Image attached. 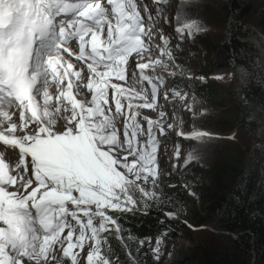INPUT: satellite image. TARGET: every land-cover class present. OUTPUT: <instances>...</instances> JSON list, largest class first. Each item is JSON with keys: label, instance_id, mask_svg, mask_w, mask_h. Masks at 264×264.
<instances>
[{"label": "snow or ice", "instance_id": "obj_1", "mask_svg": "<svg viewBox=\"0 0 264 264\" xmlns=\"http://www.w3.org/2000/svg\"><path fill=\"white\" fill-rule=\"evenodd\" d=\"M155 7L157 17L144 5L145 17L136 0H0V264H81L74 250L83 252L86 240L94 241L86 264H110L101 255L100 233L116 220L105 209L132 211L140 200L157 195L137 181L155 186L154 128L161 135L165 129L145 116L147 141L141 143L137 137L145 130L136 119L140 113L132 111H155L163 86L159 73L146 72H155L161 60L149 54L143 62L145 53L155 45L171 59L167 38L160 37L165 47L153 39L154 27L162 31L157 18L163 0ZM185 29L191 33L197 25L178 26L181 39ZM133 53L139 77L127 73ZM113 79L130 82L124 87ZM143 81L150 94L137 90ZM163 98L169 99L167 92ZM136 99L143 102L133 104ZM204 135L193 131L188 138Z\"/></svg>", "mask_w": 264, "mask_h": 264}, {"label": "rangeland", "instance_id": "obj_2", "mask_svg": "<svg viewBox=\"0 0 264 264\" xmlns=\"http://www.w3.org/2000/svg\"><path fill=\"white\" fill-rule=\"evenodd\" d=\"M230 1L163 0V8L157 18L158 28L162 31L154 27L153 39L155 44L165 47L160 37L167 38L166 49L171 52V59L161 55L160 48L155 45L151 47L150 53H145V57L150 54L153 60H161V64L154 66L155 72L151 68L146 72L151 75L159 73L163 78V86L158 90L155 111L132 110L140 113L136 119L145 130V134L140 136L141 143L147 141L145 116L153 121L159 120L165 129L161 135L159 129L154 128L155 138L159 141L155 153V186L150 182L137 181L157 195L140 200L132 211H105L125 215L130 213L127 216L134 218L137 223L155 217L160 224L163 221L162 224L168 223L173 227L166 228L159 235L147 222L142 223L147 233L138 244L133 242L132 234H127L117 221L116 224H109V230L100 233V251L110 264H204L206 252L212 255L226 253L242 263L264 264L263 256L256 249L255 239L245 237L244 241L250 244V248L238 250L234 241L241 239V236L229 235L213 226L221 218L222 206L212 209L206 205L203 207L197 194L203 186L212 187L221 196L230 193L235 183L222 175L224 167L234 161L241 163L242 160L248 167L252 159L264 153V128L255 130L253 127L262 116L257 115L258 110H246L243 117L239 109L244 103L240 89L245 82L246 72L230 63L221 49V44L230 40L232 30L237 31L234 18L230 15L226 17L222 10ZM154 2L151 13L157 17ZM237 3L238 13L247 7L252 9L245 16L243 28L255 36L241 39L250 40L255 45L260 54L259 66L264 71V31L257 26L264 17V0H238ZM193 21L198 30L193 29L189 33L185 29L181 39L176 28ZM131 62L128 74L131 76L136 71L139 77L135 63ZM143 62H147V59ZM146 82L136 87L137 90L143 87L150 94L151 86ZM113 83L118 84L115 79ZM128 83L119 82L124 87ZM202 84L211 86L214 96L209 97L211 94L201 87ZM165 92L169 96L167 101L163 98ZM123 100L124 109H127L128 101ZM142 102L136 99L133 104ZM111 108L115 110V106L111 105ZM161 111L166 113L163 118L159 116ZM116 122L121 129L120 139L123 140V119L119 118V124ZM174 128L184 135H178L173 131ZM193 131L207 135L199 139L188 138ZM190 155L193 158L188 160ZM151 179L149 177V181ZM135 195L140 194L137 192ZM167 213L174 215L169 217ZM98 222L99 217L94 220V224ZM157 240L160 241L159 252L155 250ZM93 244L94 241H85L84 257L78 256L81 264H86V253Z\"/></svg>", "mask_w": 264, "mask_h": 264}, {"label": "trees", "instance_id": "obj_3", "mask_svg": "<svg viewBox=\"0 0 264 264\" xmlns=\"http://www.w3.org/2000/svg\"><path fill=\"white\" fill-rule=\"evenodd\" d=\"M237 2L238 0H231L229 5L222 8L226 17L230 15L234 18L237 31L232 30L230 40L222 43L221 49L230 63L246 72L245 82L240 89L244 103L239 109L242 110L243 117H245L246 110H258L257 115L262 118L255 121L253 127L255 130H259L260 127L264 128V71L259 66L260 54L255 45L250 40L241 39L255 36L243 28L245 16L252 9L247 7L238 13ZM257 26L264 31V17L257 23ZM201 87L207 89V92L211 94L209 97L214 96L211 86L202 84ZM221 133L227 135L226 132ZM239 162L234 161L233 164L226 165L222 172V175L228 180L231 182L234 180V188L230 193L221 196L220 192L212 187L203 186L198 189L197 194L203 207L206 205L208 209H212L222 206L221 218L213 226L229 235L241 236V239L234 241L238 250L249 249L250 244L244 241V238L252 237L255 239L256 249L264 258V153L252 159L248 167L243 164V160L241 163ZM106 213L112 216L127 234L131 233L133 242H138V244L147 233V229L142 228V223L146 224L145 222H147L148 225L156 229L159 235L164 233L166 228L173 227L168 223L160 224L155 217H149L145 221L137 223L134 218L127 216L130 213L126 215L121 212L107 211ZM205 255L204 264H248L242 263L237 258H231L226 253L212 255L206 252Z\"/></svg>", "mask_w": 264, "mask_h": 264}, {"label": "bare ground", "instance_id": "obj_4", "mask_svg": "<svg viewBox=\"0 0 264 264\" xmlns=\"http://www.w3.org/2000/svg\"><path fill=\"white\" fill-rule=\"evenodd\" d=\"M137 2V4L139 3V5L141 4V2H139L138 0L136 1ZM152 3H153V0H150L149 2H148V6H149V11L151 12V9H152ZM154 3H156V0H155V2ZM143 9V8H142ZM143 12H144V10H143ZM144 14H145V16H147V13H145L144 12ZM154 34H155V32H154ZM145 59H147V57H145ZM131 61H133L134 63H137L138 62V60H137V56L135 57L134 56V58H132L131 59ZM135 65V64H134ZM131 67H132V65H131ZM85 71H87V69H85ZM129 72V71H128ZM130 75V74H129ZM122 83V82H121ZM86 91V90H85ZM109 92V91H108ZM54 94V93H53ZM90 95L91 94H89V98H90ZM81 98V97H80ZM113 110V109H112ZM117 121H118V124H119V118H117ZM0 147H2V145H0ZM133 158V157H132ZM132 159H131V156H129V161H131ZM85 250H86V248H84ZM84 250V251H85ZM88 250V249H87ZM82 257H84V255L82 254ZM51 264H55V262L54 261H52L51 262Z\"/></svg>", "mask_w": 264, "mask_h": 264}, {"label": "clouds", "instance_id": "obj_5", "mask_svg": "<svg viewBox=\"0 0 264 264\" xmlns=\"http://www.w3.org/2000/svg\"><path fill=\"white\" fill-rule=\"evenodd\" d=\"M144 16H145V15H144ZM145 17H146V16H145ZM130 64L132 65L131 62H130ZM129 67H130V65H129ZM129 67H128V69H127V73H128V71H129V69H130ZM128 76L131 77L129 74H128ZM126 81H128V80H126ZM119 82H120V81H119ZM119 82H118V84H119ZM129 82H130V81H129ZM146 83H147V82H146ZM119 85H120V84H119ZM146 86H147V85H146ZM123 102H124V100H122V103H123ZM110 106H111V104H110ZM112 109H113V108H112ZM114 111H115V110H114ZM114 111H113V112H114ZM123 111H124L125 114H127V115H130V114H131V113H129V111H128L127 109H124ZM120 121H121V120H120ZM129 131L131 132V129H130ZM173 131H175L176 133H178V132L175 130V128L173 129ZM205 136H206V135H205ZM180 137H181V136H180ZM137 139L140 141V136H138ZM181 139H182V137H181ZM158 143H159V141H158ZM157 145H158V144H157ZM159 145H160V144H159ZM156 156H157V155H156ZM155 162H156V160H155ZM69 219H71V218L69 217ZM72 223L75 224V221H72ZM66 232H67V229H65V233H66ZM74 251H76V252L79 253V257H81L82 254H83V252H84V251L81 252L79 249H75Z\"/></svg>", "mask_w": 264, "mask_h": 264}]
</instances>
